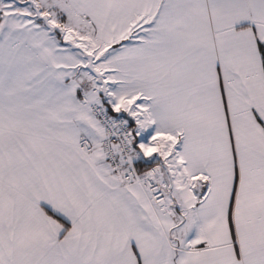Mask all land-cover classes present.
Segmentation results:
<instances>
[{"label": "snow or ice", "instance_id": "1", "mask_svg": "<svg viewBox=\"0 0 264 264\" xmlns=\"http://www.w3.org/2000/svg\"><path fill=\"white\" fill-rule=\"evenodd\" d=\"M0 264H264V0H0Z\"/></svg>", "mask_w": 264, "mask_h": 264}]
</instances>
